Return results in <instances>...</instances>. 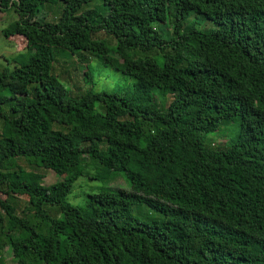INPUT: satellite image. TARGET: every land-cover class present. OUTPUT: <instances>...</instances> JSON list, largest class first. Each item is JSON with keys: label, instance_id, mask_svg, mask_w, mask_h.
<instances>
[{"label": "trees", "instance_id": "1", "mask_svg": "<svg viewBox=\"0 0 264 264\" xmlns=\"http://www.w3.org/2000/svg\"><path fill=\"white\" fill-rule=\"evenodd\" d=\"M56 3V20L39 17ZM6 11L18 19L3 36L30 53L0 71V250L13 264H264V0H0ZM55 52L131 81L73 96ZM233 122V142L205 146ZM86 158L105 187L74 205V184L95 178ZM23 161L62 180L46 186ZM119 174L129 189L110 186Z\"/></svg>", "mask_w": 264, "mask_h": 264}, {"label": "rangeland", "instance_id": "2", "mask_svg": "<svg viewBox=\"0 0 264 264\" xmlns=\"http://www.w3.org/2000/svg\"><path fill=\"white\" fill-rule=\"evenodd\" d=\"M96 3H92L90 7L95 6ZM60 3L49 5L45 8L39 17L46 12L48 16V21L56 20L59 16ZM42 14V15H41ZM18 17L13 11H6L0 13V71L4 68L11 67L13 59L18 57L21 53L27 58L29 52L26 50V41L21 36H14L6 39L2 31L9 25L15 23ZM196 29L200 31L212 30L214 26L211 22L207 20L199 21L196 25ZM160 33L165 36L167 35V30L164 24L160 26ZM98 36L102 39L107 40L110 45H114L112 38L105 36L103 33H99ZM55 62L53 63V74L58 78V80L69 89L73 96H79L86 91H92L94 93H112L115 90H119L126 87V84L130 79L121 73L115 71L113 68L106 66L101 59L98 57H89L87 59L88 63H79L77 58L74 56L67 57L64 54H58L55 52ZM10 63V64H9ZM87 71L90 77L89 82H84L83 73ZM163 97L158 93L154 94V99L152 103L161 109L163 104L165 107L169 104L171 97H166L162 102ZM239 132V124L233 122L230 125L220 126L216 132L211 133L206 138L205 146L209 149H215L218 147H223L224 145H229L233 142ZM23 169L27 171H36L44 175L43 184L46 186L52 185L60 180L61 177L57 176L54 172L30 167L26 162H20ZM86 172L94 175L95 178H88L86 176L80 178L73 187L72 194L67 197V201L71 204H78L83 202L87 193L93 196L98 189L105 187L102 181L105 179L104 171L95 165L89 158H86ZM117 176L111 183L110 186L129 189V184L127 183L123 175ZM108 183V182H107ZM0 198L6 200L7 194L0 193ZM95 201L96 198L92 197ZM16 209L19 216L29 219V221H34V212L28 204V198L26 196H16ZM50 214L55 218H59L61 215L55 209H48ZM0 257L4 264H13L11 257V248L1 245Z\"/></svg>", "mask_w": 264, "mask_h": 264}]
</instances>
